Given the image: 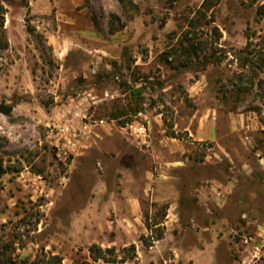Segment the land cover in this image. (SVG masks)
<instances>
[{
	"label": "rangeland",
	"instance_id": "obj_1",
	"mask_svg": "<svg viewBox=\"0 0 264 264\" xmlns=\"http://www.w3.org/2000/svg\"><path fill=\"white\" fill-rule=\"evenodd\" d=\"M204 1L0 0V104L13 108L0 114V264L52 255L81 264L92 244L119 258L96 264H264L262 198L233 193L218 203L213 193L203 206L210 230L196 206L198 221L183 216L167 231L168 204L149 198L143 181L161 173L183 186L228 183L264 155V70L254 63L264 0H210L203 9ZM209 117L218 139L183 154L179 141H193L185 129ZM68 123L86 130L77 154L61 161L53 142ZM173 132L186 139L166 146ZM129 191L142 195L143 232L123 220Z\"/></svg>",
	"mask_w": 264,
	"mask_h": 264
},
{
	"label": "crops",
	"instance_id": "obj_2",
	"mask_svg": "<svg viewBox=\"0 0 264 264\" xmlns=\"http://www.w3.org/2000/svg\"><path fill=\"white\" fill-rule=\"evenodd\" d=\"M201 122L202 124L197 126V129H185V131L188 132L189 138L193 141L189 143L179 141L183 147V150L181 151L183 154L187 151L189 145L194 144L195 142H201L204 140L215 141L218 139L219 132L217 120L209 117ZM231 128L233 127L231 126ZM174 140L176 139L166 138L163 140V144L173 147L174 145H177L174 143ZM255 154V163H243L232 176V180L228 183H222L216 180V185L208 186L204 183V179H202L201 181H190L191 183L183 186L182 180L178 174L168 175V181H165L166 177L161 173H158L157 175H145L143 181L145 183L150 182L151 185V192H148L149 198L155 202H165L168 204L167 214L161 225H163L168 231L182 223L183 216H187V218L193 222L198 221L195 214L198 212L196 206H199L205 215V218H202L203 216L201 217L199 223L200 227H202L203 230H210V225L213 223L211 222L212 220L209 215L210 210L208 208L204 209L203 206L206 204V198L208 199L213 193L216 194L214 196L218 203L233 193L237 194L238 197H241L242 195L246 198H254L256 196L264 200V155H261L259 150ZM180 163L183 162L181 160L170 162V168H172L171 173L178 169ZM164 164V161L160 162V166H163ZM244 174L248 175V178H250L249 183L252 184V188L249 190H242V187L239 184L240 179L245 176ZM139 181H141V179H139ZM123 197V220L125 221L126 226L129 228L135 227L143 232V229L146 228V226L141 217L142 195L139 193L132 194L129 191L125 192ZM185 198H188L189 201ZM258 231L260 236L264 235V224L258 226Z\"/></svg>",
	"mask_w": 264,
	"mask_h": 264
},
{
	"label": "built area",
	"instance_id": "obj_3",
	"mask_svg": "<svg viewBox=\"0 0 264 264\" xmlns=\"http://www.w3.org/2000/svg\"><path fill=\"white\" fill-rule=\"evenodd\" d=\"M86 130V126L76 128L73 124L68 123L62 125L54 137V150L56 156L61 161H66L71 156H75L81 148V141L83 133ZM138 137L140 138L139 144L146 145L148 142V132L145 126H141L137 129ZM258 257V249L253 251L248 257L249 261H254Z\"/></svg>",
	"mask_w": 264,
	"mask_h": 264
},
{
	"label": "trees",
	"instance_id": "obj_4",
	"mask_svg": "<svg viewBox=\"0 0 264 264\" xmlns=\"http://www.w3.org/2000/svg\"><path fill=\"white\" fill-rule=\"evenodd\" d=\"M121 3H125V0H119ZM210 0H205L203 2L202 8H206L208 6V3ZM29 32L31 34H34V30L29 26L28 27ZM112 30V27H111ZM255 61L254 63L258 65V67L261 70H264V50H259L254 55ZM187 136V134H186ZM171 137L177 138V139H186L182 135L177 133H171ZM144 241V237L141 239ZM130 250L136 251V245L131 244L129 247ZM89 253H90V260H85L81 264H96L98 261H103L105 263H117L119 262V258L116 255V249L114 247L111 248H102L98 244H92L89 247ZM63 259L59 255H52L48 259L43 261V264H62Z\"/></svg>",
	"mask_w": 264,
	"mask_h": 264
},
{
	"label": "water",
	"instance_id": "obj_5",
	"mask_svg": "<svg viewBox=\"0 0 264 264\" xmlns=\"http://www.w3.org/2000/svg\"><path fill=\"white\" fill-rule=\"evenodd\" d=\"M13 112V108L5 104H0V114L10 115ZM4 174L3 165L0 161V178Z\"/></svg>",
	"mask_w": 264,
	"mask_h": 264
}]
</instances>
